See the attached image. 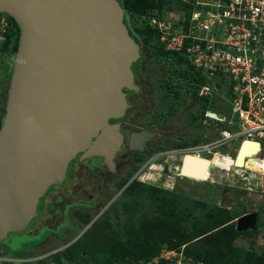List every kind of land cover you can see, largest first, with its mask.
<instances>
[{"label": "water", "instance_id": "1", "mask_svg": "<svg viewBox=\"0 0 264 264\" xmlns=\"http://www.w3.org/2000/svg\"><path fill=\"white\" fill-rule=\"evenodd\" d=\"M0 13L11 16L19 29L0 126L2 241L26 227L46 189L63 178L77 152L81 158L98 153L110 161L122 136L118 123L108 120L125 112L122 89H137L131 64L139 45L117 0H0ZM259 149V142L244 141L235 166ZM190 161L202 164L195 170L199 176L217 163L188 155L182 174L190 170ZM257 216L237 217L236 229L254 228Z\"/></svg>", "mask_w": 264, "mask_h": 264}, {"label": "rangeland", "instance_id": "2", "mask_svg": "<svg viewBox=\"0 0 264 264\" xmlns=\"http://www.w3.org/2000/svg\"><path fill=\"white\" fill-rule=\"evenodd\" d=\"M124 16L129 26V15L124 13ZM5 42L6 38L0 36L1 49ZM142 44L143 50L148 51L147 45ZM13 59L12 51H0V82L4 88L7 87L6 94L0 98V126ZM154 60L148 51L146 61L149 68L153 67L151 62ZM215 102L222 105L220 101ZM221 127L225 125L221 124ZM210 151L206 153V157L211 159L212 152L226 154L231 151V147L211 148ZM233 153L230 152V155L233 156ZM236 155L237 151L234 157ZM215 160L217 163L210 166L205 179L178 177V169L172 167V162L171 170L166 175H163L162 163L151 165V168L138 177L139 181L133 180L129 183L130 179L127 178L122 181L121 187L113 185L112 193L120 192V196L98 221L90 224L89 217L78 224L80 231L86 225L91 226L69 248H64L65 238L56 242L51 237H44L31 243L27 249L26 255L36 257L35 259L24 263L10 260L12 257L9 253L0 254V264H83L82 259L81 262L78 261L77 254L85 246L92 247L98 256L106 257L107 260L100 261L101 264H118L120 261L147 264V260L148 264H163L158 257L166 252H173L175 255L181 253L191 258L188 248L185 247L187 243L181 244L180 240L192 238L191 241H194L212 232L213 230L204 233L210 225L208 218L216 206L231 211L257 212V224L254 228L224 237L222 247H216L208 255L216 258V264H264V173L246 168L244 176L243 172L236 173L228 169L229 158L221 160L217 157ZM201 233L204 234L194 238ZM8 245L12 250L22 248L20 241L17 244L11 241ZM2 249L4 248L0 244V253ZM155 250H158L159 256H150L149 253ZM134 252L138 256H133ZM24 255V252H20L14 256L23 258Z\"/></svg>", "mask_w": 264, "mask_h": 264}, {"label": "flooded vegetation", "instance_id": "3", "mask_svg": "<svg viewBox=\"0 0 264 264\" xmlns=\"http://www.w3.org/2000/svg\"><path fill=\"white\" fill-rule=\"evenodd\" d=\"M127 28L135 30L130 22ZM137 44L139 57L131 64L137 89H122L127 103L125 112L108 120L119 125L122 136L119 148L110 161L98 153L81 158L82 152H77L67 162L63 178L46 189L45 199L35 208L36 214L26 227L8 233L0 241L4 248L1 255L9 253L12 261L30 262L36 257L26 255L28 247L44 237L56 242L65 238L64 248H69L120 196V192L112 193L113 185L121 187L127 178L129 183L138 180L151 165L162 163L163 175H166L172 162V167L178 169V177L207 178L208 171L204 177L197 178L181 173L186 156L206 157L205 99L177 93L174 62L155 59L149 68L148 51L143 50L142 42ZM211 131L214 133L213 126ZM92 147L100 146L92 144ZM104 154L108 155V151ZM89 217L91 223L80 231L78 224ZM11 241L14 244L20 241L22 248L12 250L8 245ZM19 252H24L23 258L12 256Z\"/></svg>", "mask_w": 264, "mask_h": 264}, {"label": "built area", "instance_id": "4", "mask_svg": "<svg viewBox=\"0 0 264 264\" xmlns=\"http://www.w3.org/2000/svg\"><path fill=\"white\" fill-rule=\"evenodd\" d=\"M183 1L191 7L189 14L184 9L163 8L131 19L130 25L155 31L151 43L167 51L184 50V61L173 60L177 93L203 97L206 103L217 100L226 109L206 108V153L211 148L230 146L233 156L214 151L211 159L227 157L228 169L245 176L244 164H234L242 143L257 141L260 149L254 156L264 154V0ZM8 28V19L0 14V34ZM211 112L216 116L210 117ZM160 256L175 259L172 264H187L181 253Z\"/></svg>", "mask_w": 264, "mask_h": 264}, {"label": "trees", "instance_id": "5", "mask_svg": "<svg viewBox=\"0 0 264 264\" xmlns=\"http://www.w3.org/2000/svg\"><path fill=\"white\" fill-rule=\"evenodd\" d=\"M119 4L123 7L125 10V13L129 15V19L137 20L138 17H140L143 14H153L156 11H161L163 8L166 9H172V8H179V9H184L187 14L190 13V5L183 1V0H117ZM6 18L9 21V28L7 32L0 34V36H3L6 38V42L4 47L1 50V53L3 52H8L12 51L15 53L17 44H18V37H19V29L13 18L9 15H6ZM123 22L127 25L125 16L123 17ZM128 26V25H127ZM137 29V28H136ZM128 30L129 35L134 39L136 43L143 42L144 44L147 45L149 55L154 57V59H159L165 62H170V61H177L181 63L186 59L184 50L181 52H171L167 51L164 49L162 45H159L158 43H151V40L154 39V33L155 31L153 30H148V29H137V30ZM140 35L141 39L138 37ZM1 63V62H0ZM1 66V64H0ZM2 68V66H1ZM1 70V69H0ZM2 81V80H1ZM7 88V87H6ZM6 88L2 86L0 82V98L6 94ZM206 107L209 109H214L216 111H221V110H226L225 107L220 106L216 102H210L206 103ZM223 111V112H224ZM247 211L244 212H239V211H231L226 208H222L219 206H216L212 209V215L208 218V224H210L204 233L210 232L209 234H206L198 239H195L194 241H191L192 238L190 239H182L180 242L181 244H186L185 247L188 248L189 253L191 255V258L186 257L185 255L182 254V258L184 259L185 263L187 264H216L215 260L216 258L213 256H210L211 252H214L216 250V247L220 246L222 243V239L226 236H233L234 233H237L238 230L235 227V218L241 216L242 214L246 213ZM254 231V230H252ZM201 233L196 237L201 236ZM193 238V239H194ZM212 241V242H211ZM211 242V244H210ZM223 245V244H222ZM220 246V248L222 247ZM207 251V252H206ZM19 253H14V255H19ZM150 256H159L158 250H155L151 253H149ZM133 256H138V254L133 253ZM77 259L78 261H82V263L88 262L89 264H101L100 261H106V257L103 256H98L96 251L92 247H81L80 250H78L77 254ZM90 260V262H89ZM158 260L163 262V264H169L170 261H174L175 259H166L164 257L159 256ZM80 261V262H81ZM147 260V264H148ZM248 262L247 260H245ZM110 262H113L110 261ZM118 264H131L130 261H120ZM171 264V263H170ZM246 264V263H242Z\"/></svg>", "mask_w": 264, "mask_h": 264}, {"label": "bare ground", "instance_id": "6", "mask_svg": "<svg viewBox=\"0 0 264 264\" xmlns=\"http://www.w3.org/2000/svg\"><path fill=\"white\" fill-rule=\"evenodd\" d=\"M239 149V148H238ZM238 149H237V152H238ZM197 156V155H195ZM244 157H247L246 160L244 161V167L249 169V170H254V171H259L261 173H264V154L260 157L258 156H254L253 154H245ZM202 158H206L208 159V162H212L214 161L217 157H215L214 159H210V158H207V157H202ZM188 161V158L186 159V163ZM189 164V167H190V170H188L186 172V174L184 175H190V176H193V177H204V175L206 174V172L208 171L209 168L206 169V171L204 172L203 176H199V174H197L195 172V170H200L201 167H202V164L199 162H195V161H190L188 162ZM201 164V165H200Z\"/></svg>", "mask_w": 264, "mask_h": 264}, {"label": "clouds", "instance_id": "7", "mask_svg": "<svg viewBox=\"0 0 264 264\" xmlns=\"http://www.w3.org/2000/svg\"><path fill=\"white\" fill-rule=\"evenodd\" d=\"M0 14H5V13H0ZM7 15V14H6Z\"/></svg>", "mask_w": 264, "mask_h": 264}]
</instances>
